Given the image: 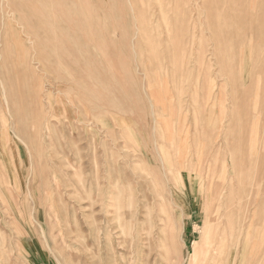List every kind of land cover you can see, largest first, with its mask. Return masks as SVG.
<instances>
[{
    "label": "rangeland",
    "instance_id": "rangeland-1",
    "mask_svg": "<svg viewBox=\"0 0 264 264\" xmlns=\"http://www.w3.org/2000/svg\"><path fill=\"white\" fill-rule=\"evenodd\" d=\"M0 264H264V0H0Z\"/></svg>",
    "mask_w": 264,
    "mask_h": 264
},
{
    "label": "bare ground",
    "instance_id": "bare-ground-1",
    "mask_svg": "<svg viewBox=\"0 0 264 264\" xmlns=\"http://www.w3.org/2000/svg\"><path fill=\"white\" fill-rule=\"evenodd\" d=\"M262 5V4H261ZM194 29V28H193ZM187 43V42H186ZM184 45V44H183ZM186 45V44H185ZM77 75V74H76ZM90 75V74H89ZM79 78V77H78ZM89 79H90V76H89ZM85 85V84H84ZM6 125V124H5ZM221 180V179H220ZM219 180V181H220ZM230 181V180H229ZM221 183V182H220ZM222 184V183H221ZM220 184V185H221ZM221 187H222V185H221ZM230 187V186H229ZM222 193H220V195H221ZM239 195V194H238ZM255 195V194H254ZM222 197V196H221ZM240 197V196H239ZM219 199H220V197H219ZM239 199V201H241L240 200V198H238ZM224 200V199H223ZM225 201V200H224ZM225 203V202H224ZM227 205V204H226ZM228 206V205H227ZM230 207V206H229ZM227 210H228V208H226ZM239 210V209H238ZM216 211V210H215ZM229 211H230V209H229ZM239 213V212H238ZM239 215V214H238ZM214 216V215H213ZM227 217V216H226ZM226 217H225V219H226ZM211 218H213V217H211ZM211 220V219H210ZM213 220V219H212ZM233 221V220H232ZM208 223L209 222H206V225H205V227H204V230H203V235H204V242H205V244H204V247H206V252H209L210 251V248H211V244H212V241H213V239L212 238H210V233H211V227L208 225ZM227 223V222H226ZM232 223V222H231ZM213 225V224H212ZM216 226V225H215ZM222 226V225H221ZM217 228V227H216ZM218 230V229H217ZM227 231V230H226ZM229 231V230H228ZM223 232H225V231H223ZM238 232V231H237ZM223 234V233H222ZM228 234V233H227ZM241 234V233H240ZM225 235V234H224ZM229 235V234H228ZM239 236V235H238ZM221 237V236H220ZM230 237V236H229ZM234 237H236V236H234ZM240 237V236H239ZM215 238V237H214ZM225 238V237H224ZM231 238V237H230ZM220 241H221V239H220ZM219 243V242H218ZM218 243H217V245H218ZM221 244V243H220ZM222 245V247L221 248H223V244H221ZM218 247H219V245H218ZM216 249V248H215ZM220 250H223V249H220ZM222 254V253H221ZM221 254H219V255H221ZM196 258H197V255L195 254V252H194V254L192 255V259H193V261H195L196 260ZM213 263V262H212Z\"/></svg>",
    "mask_w": 264,
    "mask_h": 264
}]
</instances>
